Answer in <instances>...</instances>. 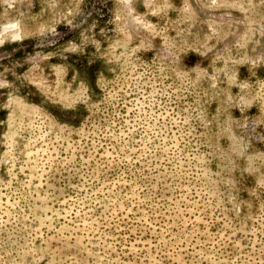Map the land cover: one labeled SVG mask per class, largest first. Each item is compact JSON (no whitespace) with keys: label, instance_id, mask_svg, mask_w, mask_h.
<instances>
[{"label":"rangeland","instance_id":"obj_1","mask_svg":"<svg viewBox=\"0 0 264 264\" xmlns=\"http://www.w3.org/2000/svg\"><path fill=\"white\" fill-rule=\"evenodd\" d=\"M0 264H264V0H0Z\"/></svg>","mask_w":264,"mask_h":264},{"label":"bare ground","instance_id":"obj_2","mask_svg":"<svg viewBox=\"0 0 264 264\" xmlns=\"http://www.w3.org/2000/svg\"><path fill=\"white\" fill-rule=\"evenodd\" d=\"M9 26H11L12 28H15L16 27V24L15 23H11ZM7 29V28H6ZM10 29V28H9ZM18 35H19V33L18 32H15L14 33V36L15 37H18ZM14 36H13V38H14Z\"/></svg>","mask_w":264,"mask_h":264}]
</instances>
